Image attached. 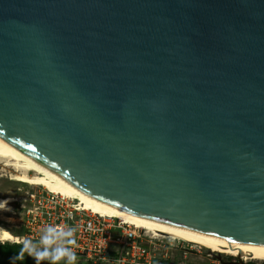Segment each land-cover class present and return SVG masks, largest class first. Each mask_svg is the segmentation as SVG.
Returning a JSON list of instances; mask_svg holds the SVG:
<instances>
[{
	"label": "water",
	"instance_id": "water-1",
	"mask_svg": "<svg viewBox=\"0 0 264 264\" xmlns=\"http://www.w3.org/2000/svg\"><path fill=\"white\" fill-rule=\"evenodd\" d=\"M0 138L119 213L264 246V0H0Z\"/></svg>",
	"mask_w": 264,
	"mask_h": 264
},
{
	"label": "built area",
	"instance_id": "built-area-1",
	"mask_svg": "<svg viewBox=\"0 0 264 264\" xmlns=\"http://www.w3.org/2000/svg\"><path fill=\"white\" fill-rule=\"evenodd\" d=\"M17 201L20 197H12ZM25 205L13 209L9 220L18 217L23 233L19 244L30 240L37 244L48 226L74 229L75 245L71 246L75 264H161L172 259L178 243L168 236H158L145 228L115 216L101 215L83 209L75 198L52 192L39 185L21 199ZM12 206H10L11 208ZM183 251H188L183 245ZM62 261H66L62 260Z\"/></svg>",
	"mask_w": 264,
	"mask_h": 264
},
{
	"label": "bare ground",
	"instance_id": "bare-ground-1",
	"mask_svg": "<svg viewBox=\"0 0 264 264\" xmlns=\"http://www.w3.org/2000/svg\"><path fill=\"white\" fill-rule=\"evenodd\" d=\"M0 161L5 166H10L15 173L11 174V178L16 181L28 183L34 186H43L52 192L62 194L66 197L75 198L83 209H89L94 213L101 215L115 216L126 222L135 224L137 227L145 228L148 232L158 236H170L173 238L183 239L190 243H194L201 247H206L210 252H218L220 254H231L242 257V259L264 260V246L251 245L237 242L218 240L194 233L171 229L148 223L133 217H129L119 213L79 192L54 175L52 172L39 165L32 159L20 153L3 139L0 138ZM9 200L16 201L11 196L0 197V201ZM6 229L4 227H0ZM8 230V229H6ZM13 237L19 238L8 230Z\"/></svg>",
	"mask_w": 264,
	"mask_h": 264
},
{
	"label": "rangeland",
	"instance_id": "rangeland-1",
	"mask_svg": "<svg viewBox=\"0 0 264 264\" xmlns=\"http://www.w3.org/2000/svg\"><path fill=\"white\" fill-rule=\"evenodd\" d=\"M15 173L14 169L10 166H5L2 161H0V197H20L17 201V206L11 205L9 203V208L11 211H0V227H4L14 234L21 235L23 233V228L20 225V220L18 217H13L12 220H9V216L13 215V209L17 210V207L21 204V199L26 196L27 191H34L39 186H34L28 183L20 182L13 180L11 174ZM15 202V201H13ZM18 214H19V210ZM169 241L178 243V248L174 251V255L170 260L169 264H239L238 257L231 254H222V257L219 259L216 255L210 252L206 247H201L196 244H192L183 239L173 238L168 236ZM188 247V251L184 252L183 248L180 246ZM242 261H254V262H264V260H254V259H242Z\"/></svg>",
	"mask_w": 264,
	"mask_h": 264
},
{
	"label": "clouds",
	"instance_id": "clouds-1",
	"mask_svg": "<svg viewBox=\"0 0 264 264\" xmlns=\"http://www.w3.org/2000/svg\"><path fill=\"white\" fill-rule=\"evenodd\" d=\"M9 203V200L0 201V211H11ZM74 231V229L65 230L59 226H48L43 230L37 244H33L30 240L24 241L23 247L13 260L23 261L27 253L36 264H41V261L45 259H48L50 264H58L65 259L66 264H75L77 257L71 247L76 243L73 238ZM19 242V238L13 237L8 230L0 228V244Z\"/></svg>",
	"mask_w": 264,
	"mask_h": 264
},
{
	"label": "trees",
	"instance_id": "trees-1",
	"mask_svg": "<svg viewBox=\"0 0 264 264\" xmlns=\"http://www.w3.org/2000/svg\"><path fill=\"white\" fill-rule=\"evenodd\" d=\"M22 244L19 243H4L0 244V264H36L35 260L28 256L25 253L23 261L13 260V257L16 256L21 248ZM171 259L163 261L161 264H169ZM248 264H264V262L258 263L254 261L247 262ZM41 264H50L48 259L41 261ZM58 264H66V261H59Z\"/></svg>",
	"mask_w": 264,
	"mask_h": 264
}]
</instances>
